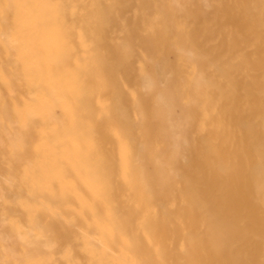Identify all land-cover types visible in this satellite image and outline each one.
<instances>
[{"label": "bare ground", "instance_id": "1", "mask_svg": "<svg viewBox=\"0 0 264 264\" xmlns=\"http://www.w3.org/2000/svg\"><path fill=\"white\" fill-rule=\"evenodd\" d=\"M10 8L45 223L19 240L47 264H264V0Z\"/></svg>", "mask_w": 264, "mask_h": 264}, {"label": "rangeland", "instance_id": "2", "mask_svg": "<svg viewBox=\"0 0 264 264\" xmlns=\"http://www.w3.org/2000/svg\"><path fill=\"white\" fill-rule=\"evenodd\" d=\"M10 3L11 0H0V195L14 194L15 201L12 208L0 206V264H47L42 247L36 246L39 252L36 253L31 245L19 240L29 230L41 236L45 223L39 203L32 205L27 200L33 193L27 176L30 153L21 143L28 135L26 112L22 109L25 99L22 41L13 24ZM244 142L241 158L246 161L250 151L248 139ZM243 161L234 170L249 173V164ZM14 249L16 257L9 253Z\"/></svg>", "mask_w": 264, "mask_h": 264}]
</instances>
